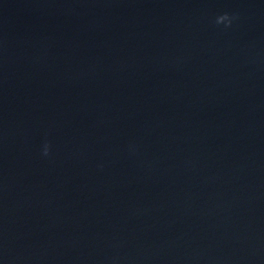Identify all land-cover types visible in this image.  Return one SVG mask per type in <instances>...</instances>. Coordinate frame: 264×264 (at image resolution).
Returning a JSON list of instances; mask_svg holds the SVG:
<instances>
[{
    "label": "clouds",
    "instance_id": "clouds-1",
    "mask_svg": "<svg viewBox=\"0 0 264 264\" xmlns=\"http://www.w3.org/2000/svg\"><path fill=\"white\" fill-rule=\"evenodd\" d=\"M226 23V26H230L231 25V22H232V18L229 16L228 13H224L220 16L217 17L216 19V23L217 24H221V23ZM45 155H47V149H45Z\"/></svg>",
    "mask_w": 264,
    "mask_h": 264
}]
</instances>
